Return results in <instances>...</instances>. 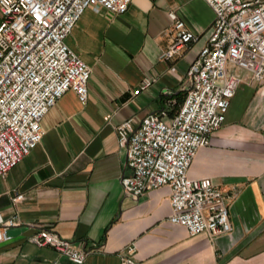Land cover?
<instances>
[{
    "label": "crops",
    "instance_id": "crops-1",
    "mask_svg": "<svg viewBox=\"0 0 264 264\" xmlns=\"http://www.w3.org/2000/svg\"><path fill=\"white\" fill-rule=\"evenodd\" d=\"M172 14L196 39L163 59L176 33ZM212 20L204 0H131L119 15L83 12L66 43L90 67L88 99L82 105L66 91L41 120L40 143L0 177V220L23 224L0 243V264H73L27 241L40 228L89 250L84 264H121L130 243L135 264H264V82L249 72L239 71L223 124L187 172L209 177L231 195L229 233L189 235L168 220L169 186L132 200L120 183L128 170L116 125L129 118L137 125L159 111L169 120L178 112L189 85L186 72ZM144 79L153 81L132 95ZM16 194L21 199L14 202Z\"/></svg>",
    "mask_w": 264,
    "mask_h": 264
},
{
    "label": "built area",
    "instance_id": "built-area-1",
    "mask_svg": "<svg viewBox=\"0 0 264 264\" xmlns=\"http://www.w3.org/2000/svg\"><path fill=\"white\" fill-rule=\"evenodd\" d=\"M213 11L205 44L186 72L188 88L181 107L169 120L150 112L137 125L131 118L116 125L125 148L120 176L123 194L132 200L159 186H169L172 212L168 220L189 235L229 233L231 195L209 177H188L198 149L224 122L241 83L239 71L264 82V0H204ZM131 0H0V177L41 141V120L58 99L72 90L80 104L88 99L90 67L68 46L66 37L87 8L110 15L126 11ZM176 31L162 53L169 59L196 37L172 14ZM144 79L132 91L152 83ZM21 199L20 194L13 201ZM17 218L0 220V243L8 229L21 227ZM36 246H49L73 264H84L89 250L75 241L40 228L28 236ZM134 245H126L121 264H135Z\"/></svg>",
    "mask_w": 264,
    "mask_h": 264
},
{
    "label": "water",
    "instance_id": "water-1",
    "mask_svg": "<svg viewBox=\"0 0 264 264\" xmlns=\"http://www.w3.org/2000/svg\"><path fill=\"white\" fill-rule=\"evenodd\" d=\"M16 232H15V230H13V229H8L7 230V234L8 235H14Z\"/></svg>",
    "mask_w": 264,
    "mask_h": 264
}]
</instances>
